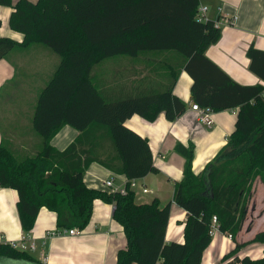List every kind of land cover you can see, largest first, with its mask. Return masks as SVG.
Masks as SVG:
<instances>
[{"label":"trees","instance_id":"obj_1","mask_svg":"<svg viewBox=\"0 0 264 264\" xmlns=\"http://www.w3.org/2000/svg\"><path fill=\"white\" fill-rule=\"evenodd\" d=\"M12 7L9 26L24 35L19 43L0 35V60L19 46L39 43L61 57L54 76L36 106L34 127L41 146L20 152L10 143L0 144V187L17 191L22 230L30 233L41 209L57 216V229L84 230L95 201L114 204V219L123 227L127 248L117 264H202L213 241V217L219 232L232 236L235 247L221 259L225 264H264V256H239L246 245L236 237L247 216L257 175L264 183V50L247 51L250 71L262 83L243 85L207 55L222 38L217 21L197 18L200 0H0ZM145 51H174L184 59L192 79L193 104L214 112L236 111L235 129L228 143L204 172L193 170L194 149L178 144L186 159L184 177L175 185L174 202L187 213L184 242H167L171 203L158 199L138 203L136 192L125 194L90 188L86 170L98 162L128 180L158 173L148 140L125 125L139 115L153 122L160 113L174 121L187 104L173 94L179 74L173 71L164 91L110 100L91 78L92 68L117 55L136 56ZM64 125L81 134L64 151L51 140ZM95 126L107 129L121 165L96 158L83 148ZM129 187V186H128ZM264 243V231L251 241ZM43 264L31 252L0 244V263Z\"/></svg>","mask_w":264,"mask_h":264},{"label":"crops","instance_id":"obj_2","mask_svg":"<svg viewBox=\"0 0 264 264\" xmlns=\"http://www.w3.org/2000/svg\"><path fill=\"white\" fill-rule=\"evenodd\" d=\"M200 7H207L205 17L217 21L222 32L220 41L210 46L206 55L237 82L262 83L250 71L247 51L251 46L264 50V0H200ZM11 13L12 7H0V35L21 43L24 35L9 26ZM60 62L57 53L39 43L19 46L0 60V144L5 140L20 152L41 146L42 139L34 127L36 106ZM184 64L185 59L177 52L145 51L136 56L109 57L91 71L92 80L110 100L164 91L170 86L172 72H178L173 94L187 104L186 112L174 121H169L163 112L153 122L134 115L125 125L148 140L158 169V173L138 179L136 201L150 203L158 199L162 206L171 203L166 241L179 243L184 242L187 213L174 202V193L176 183L184 177L186 159L177 152L176 146L194 149L193 170L199 175L228 143L237 119L235 110L214 112L215 125L210 129L197 120V113L191 108L192 79L185 72ZM80 134L72 126L64 125L52 138L51 145L64 151ZM83 142V148L92 149L96 158H107L115 167L121 165L105 127H93ZM109 179L115 187H122L128 181L126 176L98 162L89 166L84 177L90 188H101ZM144 188L148 189L147 193L143 192ZM17 202L16 190L0 187V240H16L23 231ZM114 209V204L95 201L91 221L84 230L75 228L74 235L54 238H46V232L58 230L57 216L46 208L41 209L29 233L37 242V250L31 253L43 264H117L118 252L126 249L128 242L123 227L113 217ZM246 221L247 216L236 237L240 244H246L239 256L261 258L264 243L251 241L264 231V211L257 213L250 223ZM234 247L228 234L218 232L202 264H225L221 262L222 257Z\"/></svg>","mask_w":264,"mask_h":264},{"label":"built area","instance_id":"obj_3","mask_svg":"<svg viewBox=\"0 0 264 264\" xmlns=\"http://www.w3.org/2000/svg\"><path fill=\"white\" fill-rule=\"evenodd\" d=\"M207 11V7L199 8L198 9V15L197 18L200 21H207L205 17V13ZM204 15V16H203ZM217 23V22H216ZM218 27L219 24L217 23ZM220 28V27H219ZM192 110L197 113V120L204 125L206 128L210 129L215 125L214 120V111H212L209 108H202L198 104H192L191 106ZM129 186V187H128ZM138 186V179L128 180L122 187H115L113 180L109 179L103 182L101 188L107 189L111 192H120L122 194H125L128 191V188L135 190ZM144 193L148 192V189H143ZM219 223L218 218L216 216L213 217L212 220V227L210 234L211 236H215L219 232ZM76 233L75 228L72 229H63V230H52L46 232V238H54V237H61L66 235H74ZM229 238L231 239L232 236L229 235ZM7 244L12 249L21 250V251H27V252H34L37 250V242L36 240L29 234L24 231L20 233V236L18 239H5L2 238L0 240V244ZM44 243V242H43Z\"/></svg>","mask_w":264,"mask_h":264},{"label":"rangeland","instance_id":"obj_4","mask_svg":"<svg viewBox=\"0 0 264 264\" xmlns=\"http://www.w3.org/2000/svg\"><path fill=\"white\" fill-rule=\"evenodd\" d=\"M261 175H257L255 178L253 190H252V199L249 202L247 209V221L250 223L252 219H255L257 213L264 211V183H261Z\"/></svg>","mask_w":264,"mask_h":264}]
</instances>
